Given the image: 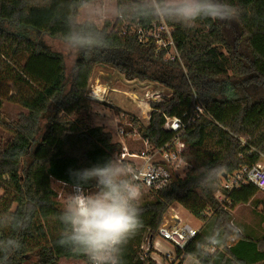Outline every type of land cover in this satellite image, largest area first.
<instances>
[{
  "label": "trees",
  "instance_id": "trees-1",
  "mask_svg": "<svg viewBox=\"0 0 264 264\" xmlns=\"http://www.w3.org/2000/svg\"><path fill=\"white\" fill-rule=\"evenodd\" d=\"M228 2L240 9L232 22L205 19L192 28L167 22L181 57L169 61L165 52H156L154 43L141 44L130 27L123 34L118 18L106 19L102 26L91 20L79 22L81 8L74 7L79 0H0V105L6 100L25 109L16 122L0 115V125L12 134L0 151V213L28 220L23 230H0V238L12 237L22 245L8 264L32 259L36 264H61V259L87 258L57 244L62 228L57 217L63 204L53 180L71 185V171L102 164L122 148L104 126H84L81 112L91 106L86 95L98 65L130 80L157 82L171 93L153 104L149 124L132 118L143 137L157 146L175 134L165 129V116H181L197 101L206 113L182 135L191 170L168 188L140 199L142 226L124 246L123 264H157L141 260L142 239L147 231L155 238L165 213L175 204L203 221L198 235L183 250L176 248L180 264L189 256L202 264H264V244L242 234L222 243V250L194 255L197 241L214 227L234 222L232 211L259 192L252 184L225 190L232 203L225 205L216 198L222 179L264 157V0ZM70 16L74 30L92 22L105 39V46L90 56L74 51L71 65L66 53L37 37L42 33L66 43ZM154 21L133 23L148 27ZM201 165H223L211 187L198 183L196 169ZM205 210L212 211L210 218L201 217Z\"/></svg>",
  "mask_w": 264,
  "mask_h": 264
},
{
  "label": "clouds",
  "instance_id": "clouds-1",
  "mask_svg": "<svg viewBox=\"0 0 264 264\" xmlns=\"http://www.w3.org/2000/svg\"><path fill=\"white\" fill-rule=\"evenodd\" d=\"M96 18L110 14L122 22L158 20L192 28L198 21H235L240 9L228 0H117L115 4L79 0L77 5ZM65 42L69 50L90 56L105 46L103 34L92 22L72 26ZM223 172V165H201L196 169L201 187H211ZM73 183L61 181L70 188L62 212L57 219L62 225L57 244L87 257L88 264H123V249L127 241L142 226L139 201L142 187L138 170L118 154L102 164L71 171ZM27 217L0 213V230H23ZM234 222L214 227L195 245V256H205L228 239L242 234ZM188 238H191V234ZM22 247L18 239L0 238V264H8L11 254Z\"/></svg>",
  "mask_w": 264,
  "mask_h": 264
},
{
  "label": "built area",
  "instance_id": "built-area-1",
  "mask_svg": "<svg viewBox=\"0 0 264 264\" xmlns=\"http://www.w3.org/2000/svg\"><path fill=\"white\" fill-rule=\"evenodd\" d=\"M128 27L131 28L132 32L137 33L141 44L148 45L152 42L155 44L157 53L165 52L166 60L181 61L175 43L174 29L167 22L155 20L148 27H143L139 23L122 22L123 34L127 33ZM122 78L126 83L123 82V84L128 86L129 90L123 91L109 83H104L108 86V91L104 93V97L108 99L110 92H123L130 101L137 105L139 113H142L135 115V119L145 120V124H149L151 115L154 112L153 104L164 101L171 93L157 82L142 81L137 78L130 80L124 75ZM140 91H143L142 97H140ZM86 96L91 101L99 100L95 96L94 89L89 90ZM145 108H147L146 111ZM201 115L206 116V113L202 104L197 101L193 109L184 111L181 116H165V129L174 131L175 134L161 146H157L149 138L143 137L132 118L130 121L124 122V120L123 123L117 124V134L123 145L120 143L122 148L114 155L118 154L138 170L142 196L145 193H155L168 188L175 178H183L191 170L192 164L184 158L187 145L182 139V135L190 125L197 122ZM122 116L124 117V113H122ZM126 138L131 140L133 147L125 143ZM244 142L245 140H243ZM246 184H252L259 191H264V157L256 163L242 165L232 175L224 177L216 198L225 205H231V200L225 195L224 191L237 189ZM211 215L212 211L205 210L202 212L201 217L207 219ZM199 231V228L182 222L176 213H171L169 217L164 215L154 239L151 237L150 231L144 234L140 246V258L141 260L149 258L157 264H180L182 259L178 256L176 248L183 250L198 235ZM190 234L191 238H188ZM161 241L171 244L174 250L164 251L161 248ZM222 249L223 247L219 246L210 253ZM77 261L81 264H88L87 258Z\"/></svg>",
  "mask_w": 264,
  "mask_h": 264
},
{
  "label": "rangeland",
  "instance_id": "rangeland-1",
  "mask_svg": "<svg viewBox=\"0 0 264 264\" xmlns=\"http://www.w3.org/2000/svg\"><path fill=\"white\" fill-rule=\"evenodd\" d=\"M96 3L103 4H115L117 0H95ZM110 20L111 22L116 21V17H113L110 14H105L101 17L96 18L95 16L89 15L88 11L81 9L78 17L79 22L85 20H91L96 22L99 26H102L105 20ZM133 22H131L132 24ZM23 33H28L31 36H35L36 33L30 29L18 28ZM38 39H42L48 44L62 50L66 53L67 62L71 65L75 54L74 50H69L66 43L60 40H52L48 36L40 33L37 35ZM123 74L108 68L105 66L98 65L95 67L93 75L90 80L89 90L95 89L98 84L104 85L108 91V87L104 83H109L118 89L123 91L129 90V87L124 85L126 84L122 78ZM124 82V84H123ZM143 91H140V97H142ZM103 93V94H104ZM145 111L147 108L144 109ZM22 111H25L23 107L18 104L3 100L0 105V115L6 119L8 122H16L18 119V114ZM82 114L85 115L84 126H104L107 131L111 132L113 135V140L119 142L123 145L120 137L117 134V124L130 121L139 113L137 105L134 104L127 98L123 92H110V97H104L103 100L91 101V106L87 111H82ZM124 113V117L122 116ZM145 124V120H141ZM12 138V134L0 125V151L5 147L8 141ZM125 143L128 146H132V142L129 138L125 139ZM70 186V185H69ZM53 187L58 192V200L64 205L68 195L70 194V188L65 186L63 183L57 180H53ZM180 207L182 222L189 223L195 228H201L203 221L198 216L192 214L190 211L185 209L183 206L175 204L165 213V216H168L172 212V208ZM233 221L237 224L243 231L242 235L249 236L253 239L260 240L264 244V191H259L253 200L248 204H243L237 206L233 211ZM163 247H171L170 244H164ZM36 260L32 259L26 264H36ZM61 264H81V262L73 259H61Z\"/></svg>",
  "mask_w": 264,
  "mask_h": 264
},
{
  "label": "crops",
  "instance_id": "crops-1",
  "mask_svg": "<svg viewBox=\"0 0 264 264\" xmlns=\"http://www.w3.org/2000/svg\"><path fill=\"white\" fill-rule=\"evenodd\" d=\"M171 213H176V214H178L179 215V217H180V219L182 220V218H181V212H180V207H177V208H172V212ZM166 242H164V241H161V248L164 250V251H173L174 250V247L171 245V247L169 248V247H163L164 246V244H165ZM166 244H169V243H166ZM185 262H184V264H202L201 262H199L196 258H194V257H191V256H189V257H187L185 260H184Z\"/></svg>",
  "mask_w": 264,
  "mask_h": 264
},
{
  "label": "bare ground",
  "instance_id": "bare-ground-1",
  "mask_svg": "<svg viewBox=\"0 0 264 264\" xmlns=\"http://www.w3.org/2000/svg\"><path fill=\"white\" fill-rule=\"evenodd\" d=\"M105 90H106V87H104V85L98 84L97 87L94 89L95 96L98 99L103 100L104 99V94L103 93L105 92Z\"/></svg>",
  "mask_w": 264,
  "mask_h": 264
}]
</instances>
